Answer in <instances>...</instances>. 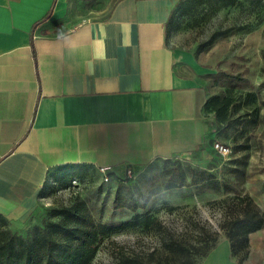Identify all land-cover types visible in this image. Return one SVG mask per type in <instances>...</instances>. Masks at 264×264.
Segmentation results:
<instances>
[{"label": "crops", "instance_id": "0c3cea01", "mask_svg": "<svg viewBox=\"0 0 264 264\" xmlns=\"http://www.w3.org/2000/svg\"><path fill=\"white\" fill-rule=\"evenodd\" d=\"M180 1L0 0V215L11 228L36 213L52 170L102 181L104 166L119 182L225 139L195 54L166 38ZM198 264H264V221L243 260L222 235Z\"/></svg>", "mask_w": 264, "mask_h": 264}, {"label": "rangeland", "instance_id": "374dc122", "mask_svg": "<svg viewBox=\"0 0 264 264\" xmlns=\"http://www.w3.org/2000/svg\"><path fill=\"white\" fill-rule=\"evenodd\" d=\"M263 2V0L261 1ZM240 0L211 13L181 1L166 24L173 46L192 51L209 90L208 106L223 122L230 153L211 148L200 158L176 157L149 164L138 176L101 181L89 168L83 178L72 167L52 170L39 194L36 213L24 225L0 228L28 235L52 206L83 198L95 219L109 224L149 212L150 226L118 229L101 237L88 264H198L199 253L225 235V218L240 209L238 196L264 214V3ZM79 176V182L72 181ZM248 202L244 198L242 205ZM244 244L232 253L241 261Z\"/></svg>", "mask_w": 264, "mask_h": 264}, {"label": "trees", "instance_id": "16d2710c", "mask_svg": "<svg viewBox=\"0 0 264 264\" xmlns=\"http://www.w3.org/2000/svg\"><path fill=\"white\" fill-rule=\"evenodd\" d=\"M239 1L181 0V3L189 9L209 5L211 13H214ZM245 1L260 3L262 0ZM244 198L248 202L242 205ZM238 202L240 209L223 222L232 253L244 244L247 247L249 232L260 228L264 221V214L251 204L248 196H238ZM0 219L6 220L1 215ZM153 221L151 214L144 212L136 213L119 224L101 222L95 219L83 198L75 197L68 203L52 206L48 216L41 223L34 224L28 235L0 228V264H88L96 254L102 236L126 227H148ZM217 241L214 239L207 244L199 255L203 258ZM134 259L132 263L137 264Z\"/></svg>", "mask_w": 264, "mask_h": 264}, {"label": "built area", "instance_id": "2783aa9c", "mask_svg": "<svg viewBox=\"0 0 264 264\" xmlns=\"http://www.w3.org/2000/svg\"><path fill=\"white\" fill-rule=\"evenodd\" d=\"M212 149L222 157H226L230 153V147L228 144H225L221 142L218 139H214L212 141ZM99 171L102 173V180L107 181L109 179V176L106 172V167L104 166H99ZM133 176V172L130 168L126 169V177L131 178ZM74 181V180H72Z\"/></svg>", "mask_w": 264, "mask_h": 264}]
</instances>
